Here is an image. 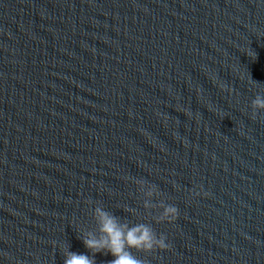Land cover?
<instances>
[{"label": "water", "instance_id": "obj_1", "mask_svg": "<svg viewBox=\"0 0 264 264\" xmlns=\"http://www.w3.org/2000/svg\"><path fill=\"white\" fill-rule=\"evenodd\" d=\"M256 95L264 0H0V264L91 255L96 206L145 264H264Z\"/></svg>", "mask_w": 264, "mask_h": 264}, {"label": "clouds", "instance_id": "obj_2", "mask_svg": "<svg viewBox=\"0 0 264 264\" xmlns=\"http://www.w3.org/2000/svg\"><path fill=\"white\" fill-rule=\"evenodd\" d=\"M253 53L249 52L248 55ZM251 108L253 116L258 110L264 111V96L256 95L252 100ZM141 187H144L142 182ZM147 195L156 193L155 186L148 187ZM146 207H153L146 205ZM163 209L162 213L156 217V222L172 221L176 219L177 208L166 206L164 203L158 205ZM93 216L96 223L95 231H88L82 234L81 239L86 249L91 255L64 250L63 264H96L94 256L103 252L110 254L113 259L110 264H145L144 261L133 255L132 250L151 252L155 249H165V237H157L152 227L148 224H136L130 226L122 223L115 215L106 211L102 206L94 208Z\"/></svg>", "mask_w": 264, "mask_h": 264}]
</instances>
